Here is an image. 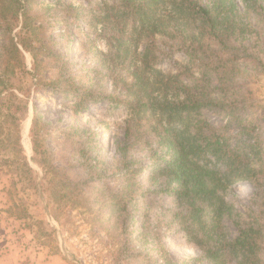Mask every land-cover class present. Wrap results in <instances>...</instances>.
<instances>
[{"label":"rangeland","instance_id":"374dc122","mask_svg":"<svg viewBox=\"0 0 264 264\" xmlns=\"http://www.w3.org/2000/svg\"><path fill=\"white\" fill-rule=\"evenodd\" d=\"M20 4L18 18L0 21V40L2 29L11 27V37L24 62L22 70L16 67L5 78L9 90L2 96L15 117L16 106L26 108L19 116V150L0 146V254L8 244H14L21 252L44 248L51 255H63L67 264H160L158 251L164 246L175 264H211L205 254L211 244L201 248L181 228L185 208L172 193L174 185L163 173L144 170L151 166L155 152L163 153L155 133L168 129L169 120L161 111L130 115V96L124 84L129 59L140 65L146 60L141 59L142 54L147 52L155 71H182V83L194 85L202 69L189 58L190 43L180 40L194 31V25L181 26L187 30L183 33L170 22L166 29L174 37L156 34L148 40L131 28L132 18L108 23L116 15L112 5L118 4L117 0H20ZM122 26L130 55L116 58L110 37L118 35L116 30ZM205 43L213 52L212 58L235 53V47L226 48L207 38ZM241 52L236 80L226 85L237 93L234 98H243L242 103L258 102V106L234 104L232 112L251 116L261 130L264 148V47L248 45ZM184 67H189L190 73L183 74ZM214 85L218 86L216 79ZM214 93L209 99L217 100ZM171 94L168 92L167 100L174 101ZM81 99L85 101L78 105ZM35 111L40 116L36 127ZM234 113L205 108L197 118L226 137L231 147H237L240 139L231 119ZM128 121L135 123L129 140L125 134ZM127 146V158L123 159L122 149ZM46 150L49 158L43 154ZM124 162H130L129 171ZM214 163L207 155L201 164L213 167ZM50 167L61 172L51 174L47 172ZM137 167L142 169L138 175L132 172ZM126 175L132 178L129 183ZM51 177L67 189L80 190L85 194L83 202L75 205L73 198L57 206L51 197ZM223 197L228 210L216 224L225 239L238 236L236 223L245 227L264 221V173L226 187ZM117 199L121 207L126 204L121 213L111 214L110 205ZM18 214L25 217H16ZM21 229L26 231L20 234ZM127 244L141 253L136 261L128 257ZM260 249L263 257L264 244ZM21 259V264L30 263L27 255ZM226 260L227 264H241L242 259L239 254Z\"/></svg>","mask_w":264,"mask_h":264},{"label":"trees","instance_id":"16d2710c","mask_svg":"<svg viewBox=\"0 0 264 264\" xmlns=\"http://www.w3.org/2000/svg\"><path fill=\"white\" fill-rule=\"evenodd\" d=\"M117 1L119 5H112L116 10L114 11L116 15L114 14V19L109 18L108 23L114 25L115 21L121 17L132 18L131 28L140 37L144 36L148 40L156 34L174 37L166 29L170 22H174L183 33L187 30H181V26L186 29L194 25V31L190 30L180 37V40L190 43L189 58L194 65L202 69L200 78L195 79V84L187 86L180 79L182 71L177 74L155 71L153 61L149 59L151 56L146 55L147 52L142 54L141 59L146 58V60L140 65H133L132 58L125 65L128 72L127 78H129L128 81L124 78L125 89L130 96V101L127 103L131 111L129 114L135 116L145 111H161L166 115L170 124L168 129L164 128L159 130V133H155L164 151L161 155L155 152L156 157L151 166L144 170L149 173L156 171L163 173L167 181L174 185L172 193L181 199L185 208V213L181 216L183 221L181 228L201 248L203 246L205 248L208 243L211 244L210 248L205 249L206 257L211 264H227L228 256L236 257L239 254L242 259L241 264H264V256L259 255L260 248L264 244V221H255L245 227H239L236 223L238 236L232 239H225L220 227L218 228L216 224V220L228 210L223 190L239 181L252 180L257 173H264L261 130L256 127L257 124L250 115H235L232 112L234 104L256 108L258 102L242 103L244 99L234 98L237 93H233V88L226 85L227 81L236 80L244 54L241 51L248 45L264 47V15L261 14V11L264 12V0ZM19 5L21 6L20 0H0V21L8 17L18 18ZM31 30L33 31L34 28L31 27ZM11 31L12 28L9 26L3 28L0 40L1 70L3 71L0 74V146L16 151L19 150V116L25 112L26 108L24 105L16 106L15 111L18 116L15 117L9 113L11 105L5 104L8 101L2 96L4 91L9 90V84L5 78L13 74L16 67L18 70L24 68L23 57L17 43L11 37ZM116 31L118 35L112 34L110 37L114 41L110 49L115 51L114 57L127 58L130 51L125 46L129 41L127 37H124L126 29L122 26ZM206 38L226 48L235 47L233 48L235 53L226 58L218 57L216 54L212 58L213 52L209 50L208 45H205ZM148 47L149 45L145 51H148ZM33 57L35 58L36 55L34 54ZM184 69L186 71L183 70V74L190 73L187 72L190 70L189 67H184ZM191 74L193 76V73ZM214 79L218 86L214 85ZM177 83L181 86H175ZM223 85L226 87H222ZM153 92L157 94L154 95ZM168 92L175 97L174 101L167 100ZM213 92L217 100L209 99ZM84 101L85 99H81L78 105ZM145 105L148 106L146 109L143 107ZM205 108L229 110L231 115L234 113L231 119L237 126L240 139L237 147H231L226 137L197 118ZM39 119L40 116L35 111L34 127L39 123ZM127 123L125 134L129 140L135 123L130 121ZM139 124L137 122L136 126ZM175 125L181 127L177 129ZM33 144V149L36 151L35 140ZM127 151L128 146L122 149L123 159L127 158ZM43 154L49 158L47 150ZM207 155L214 159L213 167L201 164L202 159H205ZM128 163L130 162H124L123 166L129 171ZM220 167L223 168L222 171ZM141 171V167H137L132 172L138 175ZM47 172L58 175L61 171L50 167ZM126 178L128 183L132 179L129 175H126ZM53 179L54 177H51L50 180L51 197L57 206H60L64 200L73 201L75 199L73 202L75 205L83 202L81 196L85 194L80 190L67 189L54 182ZM125 204L121 207L119 199L114 201L110 205L111 214L121 213ZM86 205L90 206L89 201ZM103 205L105 204L102 203L101 206ZM16 217H25V215L18 214ZM124 223L125 220H122V225ZM124 230L129 232L128 228ZM125 240L131 242L129 237ZM126 250L132 262L141 255L134 251L131 244L126 245ZM158 253L161 256L160 264H175L164 246Z\"/></svg>","mask_w":264,"mask_h":264},{"label":"crops","instance_id":"0c3cea01","mask_svg":"<svg viewBox=\"0 0 264 264\" xmlns=\"http://www.w3.org/2000/svg\"><path fill=\"white\" fill-rule=\"evenodd\" d=\"M19 222V221H16ZM15 222V223H16ZM20 225V223H17ZM23 226V224H21ZM20 234L26 230L21 229ZM26 233H24L25 235ZM29 238H32L29 236ZM22 242V240H21ZM18 244V243H17ZM9 247L5 253L0 254V264H21V256L27 255L29 257V264H67L63 255H51L47 249L44 248H28L21 252L20 248L14 244H8ZM19 245V244H18Z\"/></svg>","mask_w":264,"mask_h":264}]
</instances>
